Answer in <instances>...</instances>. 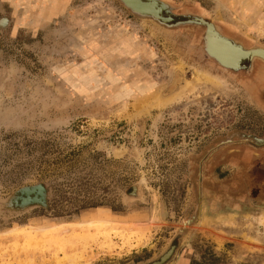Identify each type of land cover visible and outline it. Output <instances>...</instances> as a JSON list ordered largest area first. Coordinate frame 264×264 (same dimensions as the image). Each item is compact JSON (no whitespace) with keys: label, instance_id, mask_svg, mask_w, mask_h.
<instances>
[{"label":"rangeland","instance_id":"obj_1","mask_svg":"<svg viewBox=\"0 0 264 264\" xmlns=\"http://www.w3.org/2000/svg\"><path fill=\"white\" fill-rule=\"evenodd\" d=\"M157 1L0 0V264H264V0Z\"/></svg>","mask_w":264,"mask_h":264},{"label":"bare ground","instance_id":"obj_2","mask_svg":"<svg viewBox=\"0 0 264 264\" xmlns=\"http://www.w3.org/2000/svg\"><path fill=\"white\" fill-rule=\"evenodd\" d=\"M129 1H131L135 5L142 7V8H145L151 12L158 13L160 10L158 3L154 0L146 1V2H143L141 0H129ZM218 33L221 34L220 32H218ZM209 37H208L209 38L208 39L209 50H211L215 55H217L223 61V63H225L227 65H232V66L237 65L238 60L240 58L239 52L236 49H234L224 39H221L220 37H217L214 35H209ZM25 191H27V189H25ZM22 198H23V196H22ZM28 198H29V196H28Z\"/></svg>","mask_w":264,"mask_h":264},{"label":"flooded vegetation","instance_id":"obj_3","mask_svg":"<svg viewBox=\"0 0 264 264\" xmlns=\"http://www.w3.org/2000/svg\"><path fill=\"white\" fill-rule=\"evenodd\" d=\"M161 14L167 17V15H165L163 13V11H161ZM209 26H210V29H214V27L211 25V23L208 24V27ZM214 30H216L217 32H219L216 28ZM207 34L208 33L206 32V37L208 38L209 35L207 36ZM217 37H219V36H217ZM225 37H227V36H225ZM220 38L221 39H224L226 42H228L240 54V58L238 60L237 65H235V66H229L227 64H222L220 62L224 67H229V68L235 69V70L248 71L249 69L251 70L253 68L252 67V64H251L253 58L262 59L264 61V49L263 48H261V47H251V48H247L246 46H244L239 41H236V40H234L232 38L227 37V39L229 38L232 42H234V45H233V43L231 41H229V40H227L225 38H222V37H220ZM242 48H243V50H241ZM253 66H254V63H253ZM260 79H261V81H264V74H263V76Z\"/></svg>","mask_w":264,"mask_h":264},{"label":"water","instance_id":"obj_4","mask_svg":"<svg viewBox=\"0 0 264 264\" xmlns=\"http://www.w3.org/2000/svg\"><path fill=\"white\" fill-rule=\"evenodd\" d=\"M123 1L128 7H130L136 13H140V14H144V15H151V16H153V17H155V18H157V19H159L161 21H164V22L171 21L173 19L171 16H167L166 17V16L161 14V11L163 10L164 6L160 5L157 0H154V1H156L158 3L159 7H160V10H159L158 13L151 12V11L145 9V8L139 7V6L135 5V4H133L129 0H123ZM141 1L146 2V1H151V0H141ZM209 30H210V26L208 27L207 33L209 32ZM207 36H208V34H207ZM206 49H207V51H208V53L210 55L214 56L222 64H225V63H223V61L217 55H215L211 50H209L208 38L207 37H206ZM229 66H232V65H229Z\"/></svg>","mask_w":264,"mask_h":264}]
</instances>
